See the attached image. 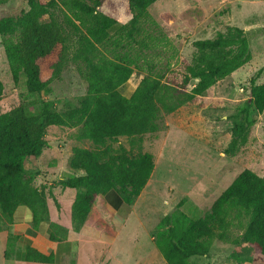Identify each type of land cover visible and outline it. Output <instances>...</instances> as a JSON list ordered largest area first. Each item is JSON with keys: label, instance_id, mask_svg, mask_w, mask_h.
<instances>
[{"label": "trees", "instance_id": "obj_1", "mask_svg": "<svg viewBox=\"0 0 264 264\" xmlns=\"http://www.w3.org/2000/svg\"><path fill=\"white\" fill-rule=\"evenodd\" d=\"M104 1L27 0L29 9L20 18L18 36L1 41L13 83L22 77L31 94L46 91L70 64L86 83L76 108L60 112L53 102L40 100L36 113L19 105L0 114V215L10 224H30L52 242L65 241L68 229L50 221L46 194L33 184L26 169L46 148L50 127H80L78 138L92 144V148L71 149V174L59 182L76 191L70 221L72 230L79 232L99 195L115 191L128 213L144 190L154 161L151 153L142 151L143 140L159 130V114L169 115L192 103L252 57L245 32L228 27L212 39L192 42L194 53L190 62L181 63L180 78L166 76L154 71L145 52L159 41L150 32L157 24L148 13L157 0H126L131 18L121 25L99 10ZM56 10L60 20L52 14ZM12 25L11 18H1L0 34ZM135 70L146 74L125 97L119 88ZM260 75L261 70L248 80L247 100L237 109L223 149L226 156L234 157L246 145L255 124L252 114L264 112V83L257 84ZM3 90L0 80V98ZM181 205L182 201L175 212L162 217L154 236L165 264H190L193 257H207L216 241H241L251 251L250 264H264V177L249 169L241 171L203 218L186 216L179 210ZM234 229L241 231L237 238L232 237ZM10 237L4 258H9ZM15 259L54 263L52 253L43 254L30 245Z\"/></svg>", "mask_w": 264, "mask_h": 264}, {"label": "rangeland", "instance_id": "obj_2", "mask_svg": "<svg viewBox=\"0 0 264 264\" xmlns=\"http://www.w3.org/2000/svg\"><path fill=\"white\" fill-rule=\"evenodd\" d=\"M28 9L27 0H7L0 4V19L9 17L13 21L10 30L0 34V80L4 86L0 114L19 105L36 113L40 100L53 102L60 112L76 108L86 92V83L72 64L40 95L29 93L22 77L16 85L12 81L1 41L18 36L20 18ZM99 10L120 25L131 18L126 0H105ZM148 13L157 24L150 32L159 40L155 47L151 44V48L145 50L146 57L154 64V71L161 70L166 76L180 78L181 63L190 62L194 53L192 42L212 39L228 27H238L245 32L252 57L249 63L217 82L192 103L169 115L159 114V130L144 136L142 149L153 155L154 169L144 190L130 204L132 215L123 232L118 238L114 231L108 232L109 224L104 223L109 220L108 214L100 217L98 223V231L101 236L105 235L106 241L112 242L113 236L115 242L123 246L154 244L159 221L164 215L175 212L180 201L179 210L186 216L203 218L214 200L244 169L264 177V112L252 114L255 124L246 145L234 157L223 153L237 109L247 100L248 80L261 70L257 84L264 83V0H157L148 8ZM52 14L60 20L59 10ZM140 64L147 70L145 62L140 61ZM145 74L146 71L135 70L119 92L129 97ZM80 133V127H50L46 148L39 158L27 164L33 184L46 194L51 214L57 204L65 206L67 194L76 192L67 189L66 194L59 183L69 170L71 149L92 148L91 142L78 138ZM119 143L127 147L124 139ZM11 226L0 215V233L12 236L9 258H4L7 241L0 235V264H33L15 259L18 240L10 233ZM240 233L234 229L232 237L237 238ZM124 248H127L125 253L130 254V247ZM211 249L219 259L218 264L240 260L251 253L241 241L237 244L216 241ZM190 261L207 264L204 257H193Z\"/></svg>", "mask_w": 264, "mask_h": 264}, {"label": "crops", "instance_id": "obj_3", "mask_svg": "<svg viewBox=\"0 0 264 264\" xmlns=\"http://www.w3.org/2000/svg\"><path fill=\"white\" fill-rule=\"evenodd\" d=\"M67 174H71V171L68 170ZM77 175H82V172H78ZM65 191L67 194V188ZM75 194L76 192L67 194L66 208L57 204L52 209V214L47 200L50 221L68 229L67 239L61 242H52L41 233L35 231L28 223L12 224L10 233L17 236L18 240L15 256H22L25 246L30 245L43 254L52 253L54 257L53 264H165L161 253L156 250L153 243L145 245L132 243L130 246L129 244L123 246L118 245L115 242L116 238L113 236L111 237L112 242L106 241L105 235L101 236L98 231L100 217L108 214L109 220L104 223L109 224L108 232L114 231L117 233L118 238L132 215L130 209L126 213V206L115 191L99 195L95 199L83 227L79 232H74L71 228L70 209ZM91 219L94 220L91 222ZM0 235H2V240L5 237V241H7V232L5 236L3 233H0ZM123 247H130V254L125 253L127 248L123 249ZM204 258L207 264H218L217 262L219 261L213 250ZM127 259L129 261L125 263ZM239 259L225 260L222 264H250V255ZM190 264H192L191 261Z\"/></svg>", "mask_w": 264, "mask_h": 264}]
</instances>
